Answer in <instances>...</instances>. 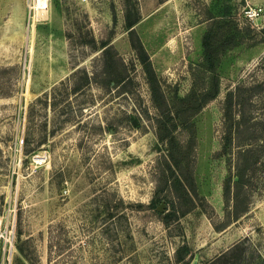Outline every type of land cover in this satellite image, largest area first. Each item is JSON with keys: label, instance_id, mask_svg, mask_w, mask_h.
I'll return each instance as SVG.
<instances>
[{"label": "rangeland", "instance_id": "obj_1", "mask_svg": "<svg viewBox=\"0 0 264 264\" xmlns=\"http://www.w3.org/2000/svg\"><path fill=\"white\" fill-rule=\"evenodd\" d=\"M226 7L238 44L220 52L219 96L191 119L193 150L190 131L173 134L185 158L178 171L158 139L162 115L126 15L140 19L135 30L173 111L207 86L203 37ZM251 8L261 17L250 19ZM107 55L108 72L129 80L109 85ZM236 86L252 95L251 135L222 154L223 104ZM252 147L236 186L247 165L240 153ZM178 177L198 197L166 225L174 204L187 208ZM57 242L58 264H264V0H0V264H49Z\"/></svg>", "mask_w": 264, "mask_h": 264}, {"label": "trees", "instance_id": "obj_2", "mask_svg": "<svg viewBox=\"0 0 264 264\" xmlns=\"http://www.w3.org/2000/svg\"><path fill=\"white\" fill-rule=\"evenodd\" d=\"M230 14V8L226 7L218 14V16L211 17V24L203 37V60L200 67L204 73L209 74L207 86L199 89L196 85L187 96L177 98L173 111L169 110L170 108L168 102L161 89L150 56L135 30V26L139 23L140 19L138 17L134 18L130 13H127L126 15V28L129 32L131 47L135 51L139 62L143 66L144 73L146 74L147 81L150 86L152 101L157 111L162 115L157 122V136L162 143L170 144L171 150L168 151L169 157L173 162V166L178 171H182V163L185 161V158L182 156L180 157L183 153H181L182 150L179 142L176 137H173V134L181 126L190 131L191 139L188 143V148L189 150H193L195 146V129L194 125L191 123V119L197 116L206 105L217 99L219 96L220 79L217 69L220 63V52L226 47L237 46L238 44L239 34L236 27H230V22L226 20ZM102 47L105 54L115 51L108 43H102ZM114 63L125 70V66L121 59L117 58L114 60ZM109 64L110 60H108L107 55L105 73L110 76V86L112 84L119 86L129 80V77L125 75L118 77L110 74L107 70ZM123 86L124 89H126L125 84ZM260 87L262 86H258V88ZM255 88L251 87L250 91L253 92ZM251 97L252 95H244L243 86H236L233 90L227 93L223 104L224 137L222 139V154H226L233 145L245 146L242 144L244 143V134L249 132L246 124L249 123L248 113L250 112ZM248 134L251 135L250 132ZM251 139L250 141H252ZM255 152L256 151L252 147L240 153L239 159L242 161L245 160L247 165L245 168L238 167L237 173L235 174V178H238V181L235 182L236 186H240L243 183V178L245 172L247 171L248 164L250 163L251 158L255 155ZM173 166H168L167 170L171 175L175 173ZM174 190L179 194V202L181 203L182 200L187 208L186 210H181V212H179V210H177L178 206L174 204L173 210L162 217V220L166 225L173 220H179V218L184 217L194 209L196 204L191 196V193L195 197H198L193 181L188 178L185 183L179 177L176 178ZM224 190L227 194L230 192V186L227 182L224 185ZM155 203L156 201H154L153 205ZM238 217L239 215L236 213L234 218L237 220ZM54 248L56 251L53 250ZM59 249L58 242L55 244H49V264H53L55 261L53 253L59 254ZM183 249L186 252H189L188 248L185 247ZM183 261L184 257H180L178 259V263H182ZM55 263L58 264V261H55Z\"/></svg>", "mask_w": 264, "mask_h": 264}, {"label": "built area", "instance_id": "obj_3", "mask_svg": "<svg viewBox=\"0 0 264 264\" xmlns=\"http://www.w3.org/2000/svg\"><path fill=\"white\" fill-rule=\"evenodd\" d=\"M263 14V8H251L249 10V12H247V16L254 20L258 17H261V15ZM34 162L38 165V166H43L46 162L45 158L37 156L34 160Z\"/></svg>", "mask_w": 264, "mask_h": 264}, {"label": "water", "instance_id": "obj_4", "mask_svg": "<svg viewBox=\"0 0 264 264\" xmlns=\"http://www.w3.org/2000/svg\"><path fill=\"white\" fill-rule=\"evenodd\" d=\"M134 124H135V125H138V124H137V121H134ZM235 181H238V178H235ZM164 208H165V204L162 203V204L157 208V210H158L159 212H163ZM194 264H196V262H195Z\"/></svg>", "mask_w": 264, "mask_h": 264}]
</instances>
